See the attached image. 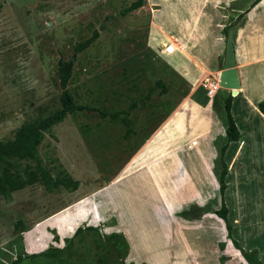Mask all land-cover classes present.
Returning a JSON list of instances; mask_svg holds the SVG:
<instances>
[{
  "label": "rangeland",
  "instance_id": "374dc122",
  "mask_svg": "<svg viewBox=\"0 0 264 264\" xmlns=\"http://www.w3.org/2000/svg\"><path fill=\"white\" fill-rule=\"evenodd\" d=\"M133 1L0 0V140L12 139L26 123L60 108L59 60L73 61L68 88L75 101L94 108L67 114L45 132L37 159L18 160L22 174L27 166L37 170L39 161L65 183L46 186L38 181L0 194V264H10L17 254L28 250L62 247L72 236V250L81 258L93 260L95 249H101L93 242L96 233L102 240L118 233L127 242L109 264H248L228 238L224 221L215 214L222 200L218 181L215 185L208 176L205 190L202 187L181 202H166L167 198H178L180 192L183 195V187L188 186L177 185L183 178L179 168L187 172V183L194 185V178L199 180V176L193 169L206 160L218 180L227 93L219 88L221 97L213 96L214 128L189 137L190 128L194 126L190 133L194 134L201 125L200 112L188 107L190 83L181 69H174L148 46H165L172 41L178 46L173 33L167 32V24L182 28L191 11L199 16L215 14L225 37V27L251 2L145 0L141 7L120 15ZM95 30L98 37L74 55V45ZM179 48L184 50L181 45ZM203 78L201 74L193 86H199ZM158 79L165 80L167 90L162 92L157 87L147 98ZM197 93L203 100L213 98L207 96L203 85ZM233 98L236 124L244 133L247 124L250 128L237 171L232 167L230 151L226 153L231 173L223 200L233 224V237L244 249L252 250L255 240L260 245L264 242V125L255 117L247 122L240 97ZM133 101L138 105L129 109ZM99 110L122 112L112 119ZM159 122L161 128L155 133ZM145 165L149 169L153 166L156 172L164 171L157 175L155 185L144 184L148 182L141 175L147 171ZM133 167L138 168L136 176L128 174ZM188 167L192 172L188 173ZM120 169L127 172L121 179L114 178ZM170 187L175 188V196ZM234 188H239L234 192L237 200L246 197V202H236L231 192ZM112 191V202H106V192ZM94 194L93 218L88 211L91 202L82 201ZM200 198L206 201L199 202ZM76 203H80V217L62 219L51 229L39 224L62 207ZM87 225L96 227V233L74 235ZM40 231H44L43 237ZM258 257L264 261L262 249Z\"/></svg>",
  "mask_w": 264,
  "mask_h": 264
},
{
  "label": "crops",
  "instance_id": "0c3cea01",
  "mask_svg": "<svg viewBox=\"0 0 264 264\" xmlns=\"http://www.w3.org/2000/svg\"><path fill=\"white\" fill-rule=\"evenodd\" d=\"M228 1H235V0H228ZM247 1H250L252 3L254 0H247ZM219 25L220 24H218V21L215 19V14L207 13L205 15L202 14L201 16H199L198 14H196V12L191 11V17H189L188 20L184 22L182 28L180 24H178L177 28L173 25L167 24V32L173 33V37L177 40V44H178V46H176V51L174 53L166 54L163 51L164 46H156V43L153 44V46H148L151 49H155L154 51L157 53V55H159L170 65H172L174 69H178L179 71L181 69L183 75L190 83V93H189L190 96L188 97V102H187L188 107L192 110V112H196V113L200 112L201 114L199 115L201 117L200 118L201 125L196 126V132H194V134H190L191 132H193L194 126L192 127V129L190 128V131L188 132L189 133L188 136L191 138L193 136H197L198 134L204 133L208 128L210 130L214 128L215 125L214 119L216 120L217 118L216 116H214L216 114L214 107V97L209 98L208 100H203L202 96H200L201 94L197 93L200 86L202 85V81L201 84L197 87H194L193 85L201 74L204 75L203 80L205 78H209V76L211 75L212 77H210V80L212 79L217 84L216 76L222 67L223 57H224V46H225V37L222 35ZM233 42H234V48L236 54L237 71L241 84L240 89H238L237 95L240 97V103H241L240 106L244 111L245 120H247V122H250L251 117H255L254 119L261 121L262 124L264 125V115L257 108V103L262 99H264V0H259L254 6L250 7L249 10L240 19V21L235 25ZM179 45L183 46L184 49L183 51H181ZM219 92L220 89H218L215 93L221 97L222 93ZM223 93H228V91L224 89ZM233 102H234V98L232 99L231 112L233 109ZM203 115L206 117H204ZM247 126L248 127L246 129L247 130L246 133L249 132V128H250L249 124H247ZM237 127L239 130L238 140L232 141L229 144V149L227 150L230 151L229 156L230 159H232L231 160L232 167L234 168L236 167V171L239 169V160L241 158V152L244 149H246L245 139L247 138V134L244 133L243 127L240 126V124H237ZM156 128L157 129H155L154 131L155 133L159 131L161 127L160 125H158V127ZM223 132L225 133L224 128H223ZM224 133L220 135L225 136ZM134 153H132V155ZM132 155H130L128 160L131 158ZM203 158L204 160L206 159L205 153ZM146 165L144 166L145 168L147 167ZM193 166L196 167L195 164ZM193 166L192 168L188 167V173L192 172L191 169H193ZM135 167L128 170V174L130 173V175L131 174L134 175L136 173L135 171L138 170V168ZM146 169H147L146 172H141L142 173L141 175L143 176L142 179L148 181V182H144V184H148L150 182L151 184L154 183L155 185V183L158 182L157 175L164 173L162 169H159V172H156L153 166H151V169H149V167H147ZM176 169L178 168L176 167ZM181 169L182 168L178 169L179 170L178 174L182 173L183 178L182 181L179 180L177 182V185L178 184L181 185V183H183L184 186L187 184L188 186L183 187L184 188L183 195L182 192L179 191L180 193L177 196L178 198L176 197L167 198L166 202H175L174 201L175 199L178 200V202H181L184 199H188V197L190 199L191 197L196 195L195 192L201 190L202 187L203 188L206 187L207 184L206 179H208V176L211 179V183H214L213 182L214 180L215 185L217 184L218 180H216L215 178L216 174H214V171L211 170L206 160L202 162L201 167L199 166L196 168L197 170L193 169L195 170V176H196V172H198V176L200 180L199 181L198 178L195 177L194 185L191 182L187 183V178H186L187 172L181 171ZM124 173L122 172V169H120L118 173H115L116 175L113 176H115L114 178L118 179V177L120 176L122 177ZM230 173L231 171L228 168L227 179L228 177H230ZM201 176H203V178H201ZM121 177L119 179H121ZM234 178L235 176L231 180L233 183L235 182ZM168 180L169 182H171V179L168 178ZM112 183H110L108 186H110ZM108 186H106V191L108 190ZM168 190L169 192H172L174 196L177 193L174 191L175 188L171 189L170 187L168 188ZM232 190L233 191L231 192L233 193L234 195L233 197L234 199H236V202H246L247 200L246 197L245 199H241L240 201L237 200V195H235L234 192L235 193H237V191L239 192V188L238 190L235 188ZM186 192H188V194H186ZM191 192L194 194H189ZM109 193L110 192H106V202H112L113 200V191L110 194ZM96 195L97 194H94L82 201V202H91V204H89L88 206L89 209L88 211L89 213H91V217L93 218L96 217L95 216L96 213L92 207V202H93V198L94 197L96 198ZM198 201L205 202L206 200H202L200 198L198 199ZM78 204L80 203L69 204L66 205L65 207H62L52 215L48 216L46 219L42 220L39 224L44 225L45 223L46 228L51 229L52 227H56V225L60 223L62 219L63 220L66 219L70 221L80 217L81 212L80 213L78 212V208H77ZM263 222H264V215H263ZM43 232L44 231H40V236L42 237L44 235ZM261 234L264 240V230L262 231ZM259 246H261L262 248H260ZM251 249H257L259 255V251L261 249L264 252V242L260 245L255 240V242L251 246ZM37 251L40 250H33V251L28 250L26 253H34ZM262 264H264V261H262Z\"/></svg>",
  "mask_w": 264,
  "mask_h": 264
},
{
  "label": "trees",
  "instance_id": "16d2710c",
  "mask_svg": "<svg viewBox=\"0 0 264 264\" xmlns=\"http://www.w3.org/2000/svg\"><path fill=\"white\" fill-rule=\"evenodd\" d=\"M257 1L254 0L248 8L243 12L238 14L236 18L225 27V33L230 25H236L243 15L249 10L250 7L254 6ZM145 0H135L130 5L125 7L120 11V15H127L131 11L141 7L144 4ZM99 35V32L95 30L93 34L83 42H78L74 45V55L77 52L82 51L87 48ZM73 70V61L69 60H59L58 61V78L59 85L61 88L60 94V108L57 109L54 113L40 118L34 119L22 127H20L15 136L12 139L0 140V194L7 195L12 191L18 190L25 185H30L36 182H42L46 186L57 185L59 183H65V181L58 176H52L48 171H46L40 162H37V170L27 166L24 169L23 174L18 170L17 164L18 160L26 159H37L38 146L40 145L42 139L44 138L45 132L48 128L54 124L61 122L64 117L74 111L87 109L89 111L94 110L92 107L86 105L78 104L75 101L74 95L70 92L68 85L72 78ZM160 87L162 92L167 90V85L164 79H158L154 86L150 88L147 98L149 97L152 90ZM232 99L230 93H227V96L224 100L223 111L225 114L224 117V142L222 143L219 149V161L221 169L217 174V179L219 183V191L222 196L221 206L219 209L215 210V214L220 217L224 223L227 230V236L230 241L233 243L234 247L240 252L241 257L248 264H262L261 259L258 257L257 249L246 250L232 235L233 224L231 223L228 217V207L226 206L225 201L223 200V194L227 188V174H228V165L226 161V153L229 149V144L232 141L238 140L239 130L237 124L234 120V117L231 112ZM138 105L137 101L131 102L129 109H133ZM257 108L264 115V99L257 103ZM102 116H109L112 119H117L122 112L108 113L105 111H100ZM161 122V121H160ZM158 123V125L160 124ZM157 125V126H158ZM149 135L146 136V138ZM143 143V141L136 146L137 148ZM132 152V153H133ZM83 231L95 232L97 228L91 225H87L84 228L79 227L74 235H77ZM74 242V237L66 240V243L62 247H49L46 250L34 253H19L17 254L10 262V264H42L41 261H45L44 264H83L86 261H90L93 264H109V261L113 258L115 252L119 254L121 250L125 249L127 242L125 238L118 233H112L102 240V237L96 233V236L93 238V242L96 245L95 249L96 257L95 259H86L81 258L79 254L72 250V244ZM93 251V250H91ZM76 261V262H75Z\"/></svg>",
  "mask_w": 264,
  "mask_h": 264
},
{
  "label": "water",
  "instance_id": "95a60500",
  "mask_svg": "<svg viewBox=\"0 0 264 264\" xmlns=\"http://www.w3.org/2000/svg\"><path fill=\"white\" fill-rule=\"evenodd\" d=\"M234 32L235 25L232 24L226 31L223 63L217 77L219 86L226 89L231 96L237 95L241 87L233 42Z\"/></svg>",
  "mask_w": 264,
  "mask_h": 264
},
{
  "label": "built area",
  "instance_id": "2783aa9c",
  "mask_svg": "<svg viewBox=\"0 0 264 264\" xmlns=\"http://www.w3.org/2000/svg\"><path fill=\"white\" fill-rule=\"evenodd\" d=\"M163 51L166 53V54H172L176 51V46H175V43L174 42H168L165 46H164V49ZM218 78H217V84H218V89L221 88L219 86V83H218ZM211 83V80H209V78H205L204 80H202V85L203 87L207 88V96L209 97H213L215 95L212 94V89L209 87V84ZM217 89V90H218Z\"/></svg>",
  "mask_w": 264,
  "mask_h": 264
},
{
  "label": "bare ground",
  "instance_id": "6f19581e",
  "mask_svg": "<svg viewBox=\"0 0 264 264\" xmlns=\"http://www.w3.org/2000/svg\"><path fill=\"white\" fill-rule=\"evenodd\" d=\"M209 87L212 89V94H214L218 89V84H216L212 79L211 83L209 84Z\"/></svg>",
  "mask_w": 264,
  "mask_h": 264
}]
</instances>
